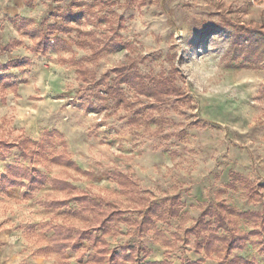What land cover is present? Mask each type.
Segmentation results:
<instances>
[{"label": "rangeland", "instance_id": "rangeland-1", "mask_svg": "<svg viewBox=\"0 0 264 264\" xmlns=\"http://www.w3.org/2000/svg\"><path fill=\"white\" fill-rule=\"evenodd\" d=\"M33 29L62 42L35 53ZM118 68L147 82L168 79L177 94L142 95L117 78ZM110 86L127 103L108 94ZM47 129L64 137L44 141ZM1 139L42 144L32 145L33 159L17 147L7 151L1 175L23 166L115 205L128 220L107 237L109 248L135 246L141 264H219L197 249L199 221L232 210L219 234L256 230L237 254L264 264V0H0ZM64 139L80 171L54 163ZM30 192L0 191V263L93 264L89 242L65 254L51 249L52 225H90L51 207L71 196L50 184L23 195Z\"/></svg>", "mask_w": 264, "mask_h": 264}, {"label": "trees", "instance_id": "trees-1", "mask_svg": "<svg viewBox=\"0 0 264 264\" xmlns=\"http://www.w3.org/2000/svg\"><path fill=\"white\" fill-rule=\"evenodd\" d=\"M32 36L38 38L37 45H35L33 51L35 53L42 52L47 53L49 49L56 50L58 44L62 42L60 38L50 39L49 34L42 33L39 29L32 30ZM22 61H11L6 65V68H12L19 66ZM81 76L85 74V71H78ZM117 78L122 82L135 87L142 95L149 97H156L158 100L162 98V95L177 94L176 87L169 86V80L161 78H151L149 82L148 76L140 74L138 71L127 72L123 69H116ZM85 80V79H84ZM86 81V80H85ZM107 93H111L113 96L118 95V103L123 104L126 102L122 95H119L117 86H110ZM127 103V102H126ZM54 136L64 137L63 133L58 129H47L44 133L43 140L50 139ZM41 147V143L32 142L30 139L23 141H14L9 143L5 139L0 140V157H4V154L10 149L17 147L22 151V156L27 159H33L39 152L33 146ZM63 145L65 152L54 159V163L58 165L74 167L77 170H81L78 164L72 160L68 153V141L64 139ZM86 174H90L89 171H85ZM113 178L123 188L130 186L129 178L121 173H115ZM52 185L53 188L61 192L69 194L71 197L67 199H55L51 201V207L56 209L66 208V212L76 216H80L82 219L89 222L87 229H77L71 225H52L54 234L52 235V247L51 249L57 254H65L70 249H78L77 242H89L93 245L94 251L90 254V260L93 264H141L139 258L136 256L138 248L132 245H123L118 249H110L107 237L116 235L119 231L118 224L127 221L128 219L123 217V213L114 208L115 205L106 203L104 205L102 197H95L88 191L78 189L73 183L59 177L48 178L39 172H35L29 168L11 165L7 168V175L0 174V191L13 187H23L30 189V193H23L25 197L32 198L33 192L40 190L47 186ZM74 201L77 203L78 208L76 210H69V202ZM222 207V206H221ZM155 209L150 208L146 215V221L151 220V213ZM235 211H231L229 214L216 213L212 216L210 222H206L208 214H203L199 223L205 225L202 231L204 235L203 241H196V246L199 251H204L208 258L217 256L219 264H248V261L237 252L245 250L249 241L250 235L257 234L256 230L250 234L245 235H220V230H227L228 223L231 221L230 214ZM245 219L259 221L261 218L260 213L255 212H243L240 213ZM263 220V219H262ZM214 225V231L210 234H206L205 231L209 226ZM195 230V228H191ZM148 264H173L168 259L163 261H156ZM183 264H205L203 260L188 261Z\"/></svg>", "mask_w": 264, "mask_h": 264}, {"label": "built area", "instance_id": "built-area-1", "mask_svg": "<svg viewBox=\"0 0 264 264\" xmlns=\"http://www.w3.org/2000/svg\"><path fill=\"white\" fill-rule=\"evenodd\" d=\"M1 264V263H0Z\"/></svg>", "mask_w": 264, "mask_h": 264}]
</instances>
